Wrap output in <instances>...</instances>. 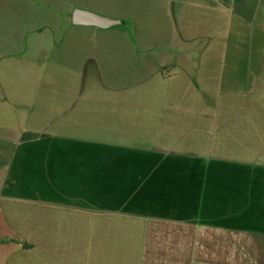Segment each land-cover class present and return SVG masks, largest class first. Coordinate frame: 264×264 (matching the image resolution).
Listing matches in <instances>:
<instances>
[{
  "label": "crops",
  "instance_id": "obj_1",
  "mask_svg": "<svg viewBox=\"0 0 264 264\" xmlns=\"http://www.w3.org/2000/svg\"><path fill=\"white\" fill-rule=\"evenodd\" d=\"M258 2L0 0L35 87L0 71V264H264V157L227 118L264 83Z\"/></svg>",
  "mask_w": 264,
  "mask_h": 264
},
{
  "label": "rangeland",
  "instance_id": "obj_2",
  "mask_svg": "<svg viewBox=\"0 0 264 264\" xmlns=\"http://www.w3.org/2000/svg\"><path fill=\"white\" fill-rule=\"evenodd\" d=\"M255 8L256 22L264 26V0H259ZM35 21L37 25L39 24L38 26L49 23L48 20H40L39 18ZM63 22L64 21L57 20L54 21L53 25L60 28L63 26ZM60 23L62 24L61 26ZM43 31L45 30L43 29ZM3 40L4 45L11 48L12 44L9 42L11 41L10 38L8 39L9 41L6 37ZM8 51L11 50L9 49ZM10 58L11 57H4L2 59L3 65L0 64V71H2L5 65V69H3L1 73L4 78V91L6 93L20 92L26 93L27 95L31 94V92L35 91L34 85L17 79V75L12 73L14 69L10 62ZM7 69H9V72H7ZM262 79V81H264V78ZM262 84L263 86L259 87L258 93L255 84L244 85V92L246 93L243 95V99L239 100L237 102L238 104L234 105V107L229 108L233 110V112L230 111L229 113L231 115L227 117L230 123L243 126L241 141H243L244 144L242 147L244 154H256L258 157H264V83ZM24 104H27V100L24 101Z\"/></svg>",
  "mask_w": 264,
  "mask_h": 264
},
{
  "label": "water",
  "instance_id": "obj_3",
  "mask_svg": "<svg viewBox=\"0 0 264 264\" xmlns=\"http://www.w3.org/2000/svg\"><path fill=\"white\" fill-rule=\"evenodd\" d=\"M72 22L75 25L94 26L103 29H108L120 24V21L80 9L74 11Z\"/></svg>",
  "mask_w": 264,
  "mask_h": 264
}]
</instances>
